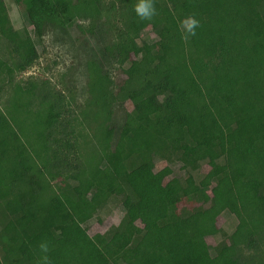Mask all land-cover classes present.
<instances>
[{"label": "trees", "instance_id": "16d2710c", "mask_svg": "<svg viewBox=\"0 0 264 264\" xmlns=\"http://www.w3.org/2000/svg\"><path fill=\"white\" fill-rule=\"evenodd\" d=\"M136 2L15 0L22 28L0 12L9 81L49 33L69 51L64 76L88 92L86 120L97 123L78 153L77 139L56 135L72 113L62 92L17 85L0 108V264H42V242L49 264H264V0H153L151 20ZM189 16L199 27L184 39ZM131 92L144 110L125 108ZM161 160L186 174L161 182ZM127 194L137 220L90 233ZM226 211L231 232L218 226Z\"/></svg>", "mask_w": 264, "mask_h": 264}, {"label": "rangeland", "instance_id": "374dc122", "mask_svg": "<svg viewBox=\"0 0 264 264\" xmlns=\"http://www.w3.org/2000/svg\"><path fill=\"white\" fill-rule=\"evenodd\" d=\"M109 1V0H106ZM8 11L12 22L16 28H22L26 26V16L20 7L15 3V0H1L0 1V12ZM83 22L87 24L89 19H84ZM112 23L114 27V32L117 34L122 28V22L116 17H112ZM144 33V32H143ZM40 55L34 61L32 66L27 68L23 72H15L12 81H9V75L5 67H0V108L5 109L9 104V100L15 99L17 85H20L22 89L31 87V85H36L39 89L41 86L48 85L53 91H60L64 94L71 104V114L65 116L68 123L66 124V130L64 133H57L56 135L61 138H66V136L77 139V143L74 148V152L81 153L86 150V146L83 147L81 143L89 136L93 135L96 124L92 119V123L87 122V112L90 114L95 109L92 104L89 103L90 97L87 91H83L79 83H70L64 76L65 70L72 63V57L65 49L58 44H54L51 41V34L47 33L44 37V41L41 46H38ZM7 50H0V58L8 56ZM4 56V57H3ZM25 98V96H22ZM18 98V97H17ZM125 108L128 110H136L138 112L144 110L145 103L143 100H139L136 92H131L129 99L125 102ZM56 127L57 131L63 128V124L59 122ZM73 130V131H72ZM76 137V138H75ZM215 164L213 160L204 164L202 167L203 172H207ZM156 174L161 182H165L172 176L185 175L186 167L179 161L168 162L166 160H161L156 163L155 167ZM221 184H214L211 186L209 192L210 194H216L220 188ZM131 199L128 194L125 196L124 200L113 207L109 212H101L102 221L97 219L89 223V231L94 234L97 231L104 232L112 226L119 223V221L124 216H130L133 220H137L135 215L132 213L130 208ZM138 222V221H137ZM237 224V218L230 212L222 213L218 218V226H220L224 231L231 232L234 230ZM216 237H209L208 242L211 245L212 252H214V247L217 243ZM142 245L147 246L149 241L147 239L142 240ZM261 250L260 253L264 254V239L260 243Z\"/></svg>", "mask_w": 264, "mask_h": 264}, {"label": "clouds", "instance_id": "9594fccd", "mask_svg": "<svg viewBox=\"0 0 264 264\" xmlns=\"http://www.w3.org/2000/svg\"><path fill=\"white\" fill-rule=\"evenodd\" d=\"M134 11L136 15L141 20H151L156 14V9L154 7L153 0H137L134 5ZM199 27V21L193 17L189 16L182 21L181 29L184 34V39L196 35V29ZM40 250L42 255V264H49L47 253L49 251V246L47 242H42L40 244Z\"/></svg>", "mask_w": 264, "mask_h": 264}]
</instances>
